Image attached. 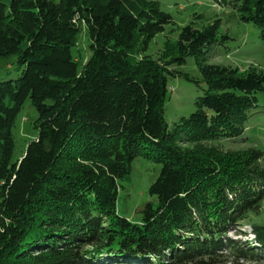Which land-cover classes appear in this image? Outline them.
<instances>
[{
	"label": "trees",
	"instance_id": "1",
	"mask_svg": "<svg viewBox=\"0 0 264 264\" xmlns=\"http://www.w3.org/2000/svg\"><path fill=\"white\" fill-rule=\"evenodd\" d=\"M211 1L264 43V0ZM172 24L155 0H0V57L23 68L0 81V264H264V224L228 235L264 201L263 152L220 144L243 142L264 72L208 63L228 39L219 19L147 55ZM83 26L86 60L72 53ZM190 57L199 78L175 69ZM169 77L198 88L171 127ZM26 99L36 138L13 160ZM137 158L160 171L133 223L116 199Z\"/></svg>",
	"mask_w": 264,
	"mask_h": 264
},
{
	"label": "rangeland",
	"instance_id": "2",
	"mask_svg": "<svg viewBox=\"0 0 264 264\" xmlns=\"http://www.w3.org/2000/svg\"><path fill=\"white\" fill-rule=\"evenodd\" d=\"M159 2L161 10L169 14L174 25L165 27L163 33L157 34L148 44L146 54L156 57L163 47L166 39L176 40L179 28L193 23L196 29L219 19V33L227 36L224 46L215 49V55L208 63L246 70L254 69L256 72H264V43L259 39V31L251 24L238 20L235 12L228 7L219 6L211 0H155ZM84 26L77 39V44L72 48L73 55H78L80 60H86L87 37ZM16 55L0 57V81L17 79L23 68L17 64ZM80 69V66H79ZM187 73L191 78H199L194 58H187L185 63L175 68ZM168 91L164 103V116L169 127L180 117H188L194 110V99L197 96L195 84L183 78L168 79ZM259 107L254 110L246 124L244 140L232 143L222 142L225 150H242L256 148L264 155V93L258 96ZM30 99H26L21 110L17 113L12 129L14 140L13 160H18L23 155L29 141L36 138V131L31 126L37 117ZM264 167V156L262 160ZM160 171L159 165L150 163L142 158L133 160L131 179L123 184L119 190L116 210L121 217L129 222H139L140 210L148 202H155L154 197L148 193L149 185L154 182ZM258 212H249L238 230L230 231L229 236L236 239L252 240L251 227L264 224V201L259 206Z\"/></svg>",
	"mask_w": 264,
	"mask_h": 264
}]
</instances>
